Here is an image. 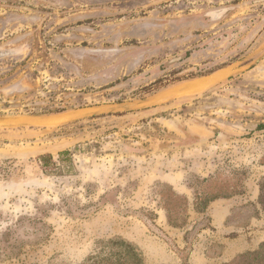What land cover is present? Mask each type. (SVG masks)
Listing matches in <instances>:
<instances>
[{"label": "rangeland", "instance_id": "rangeland-1", "mask_svg": "<svg viewBox=\"0 0 264 264\" xmlns=\"http://www.w3.org/2000/svg\"><path fill=\"white\" fill-rule=\"evenodd\" d=\"M263 53L264 0H0V123L234 72L0 125V264H85L117 237L145 264H245L264 243Z\"/></svg>", "mask_w": 264, "mask_h": 264}, {"label": "water", "instance_id": "water-1", "mask_svg": "<svg viewBox=\"0 0 264 264\" xmlns=\"http://www.w3.org/2000/svg\"><path fill=\"white\" fill-rule=\"evenodd\" d=\"M264 58V53L258 57L254 62L250 64V66L255 65L256 63L260 62ZM249 66V67H250ZM234 75V72L229 71V72H216L214 74L208 75L201 77L199 79H196L194 81H191L190 83L184 84L182 86H179L177 88H172L166 91H163L159 94H155L153 96H149L143 99L135 100L132 102H127V103H117L114 105H107V106H97L91 108L87 112L83 113H75V112H69V113H63V114H53V115H37L33 116L28 119L20 120V121H3L0 123L2 126L10 127V126H45L44 123H41V121L44 120H49L54 117H59L62 119L60 121V124H65V123H70L94 116H100V115H105V114H111V113H119V112H128L137 109L140 106H146L149 104H153L156 101L163 100L169 97L174 96L176 93L181 92L186 86L189 84H193L195 82H200L203 80H208L211 81V85L216 84L218 82H221L225 79H228ZM209 84V85H210ZM208 85V86H209Z\"/></svg>", "mask_w": 264, "mask_h": 264}, {"label": "trees", "instance_id": "trees-1", "mask_svg": "<svg viewBox=\"0 0 264 264\" xmlns=\"http://www.w3.org/2000/svg\"><path fill=\"white\" fill-rule=\"evenodd\" d=\"M262 191L264 193V188ZM210 201H202V207L197 210L205 211ZM240 260L245 264H264V243L257 250L240 255ZM85 264H145V256L135 244L117 237L99 241V249L87 258Z\"/></svg>", "mask_w": 264, "mask_h": 264}, {"label": "bare ground", "instance_id": "bare-ground-1", "mask_svg": "<svg viewBox=\"0 0 264 264\" xmlns=\"http://www.w3.org/2000/svg\"><path fill=\"white\" fill-rule=\"evenodd\" d=\"M204 81V80H203ZM195 83H197V82H195ZM206 83L207 84H210L211 83V81H208V80H206ZM206 84V85H207ZM190 85V84H189ZM188 85V86H189ZM188 86H186L184 89H186ZM60 121H62V119L61 118H59V117H54V118H52V119H47V120H44V121H41V123H44V125L45 126H51V125H58L59 123H60Z\"/></svg>", "mask_w": 264, "mask_h": 264}]
</instances>
